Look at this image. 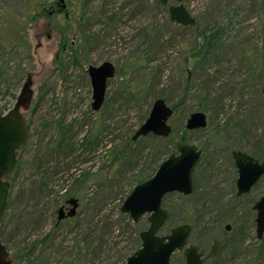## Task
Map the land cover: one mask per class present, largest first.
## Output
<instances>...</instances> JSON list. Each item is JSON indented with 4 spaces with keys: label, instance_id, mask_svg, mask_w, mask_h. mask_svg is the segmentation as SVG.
<instances>
[{
    "label": "rangeland",
    "instance_id": "374dc122",
    "mask_svg": "<svg viewBox=\"0 0 264 264\" xmlns=\"http://www.w3.org/2000/svg\"><path fill=\"white\" fill-rule=\"evenodd\" d=\"M39 1L0 0V41L17 24L26 43L3 62L9 83L0 86V106H13L27 74L32 90L29 108L22 109L26 140L6 177L0 239L8 264H124L149 223L148 214L133 222L120 206L139 180L176 152L194 111L207 118L204 128L185 129L184 141L201 150L193 170L197 192L164 196L169 216L160 233L198 216L187 242L204 250L214 239L223 243L203 264H264V248L255 260L264 235L256 236L252 209L264 192V175L248 193L236 195L231 155L241 150L264 156V0H184L193 25L170 20L168 6L175 0H64L65 10L52 15L47 13L57 0ZM215 24L225 25L221 46L197 62L198 30ZM104 61L115 66V75L103 105L93 110L86 69ZM159 97L177 105L168 121L172 135L132 140ZM130 141L143 149L122 162ZM69 197L78 200L76 213L58 221L57 209ZM229 240L238 243L234 255L225 245ZM171 263L185 264L181 251Z\"/></svg>",
    "mask_w": 264,
    "mask_h": 264
},
{
    "label": "water",
    "instance_id": "95a60500",
    "mask_svg": "<svg viewBox=\"0 0 264 264\" xmlns=\"http://www.w3.org/2000/svg\"><path fill=\"white\" fill-rule=\"evenodd\" d=\"M64 2V0H62ZM170 0H160L167 4ZM168 6L169 18L180 25H193L195 19L184 5V0H175ZM65 7V4H62ZM92 88L91 108L98 110L105 100L107 82L115 75V66L104 61L101 64L87 67ZM29 78L24 82L13 106L0 113V221L7 206L10 184L6 177L17 166V154L23 147L27 135V119L23 111L30 106L32 90ZM264 96V86L262 87ZM173 108L164 98H156L151 105L146 119L132 135V139L152 134L166 137L172 129L169 119ZM207 125L206 114L194 111L185 121V128L201 129ZM176 152L170 153L160 162L154 174L148 179L136 184L120 206L122 213H127L133 222L144 214H148V227L139 233L140 246L127 258L124 264H172L171 257L176 251H181L185 264H202L208 257H215L221 251V242L214 239L206 253L199 250L195 244L188 243L192 227L182 223L170 227L165 234L160 229L168 219L169 212L162 206L165 195L171 192L188 195L193 191V170L196 167L201 150L187 141H177ZM232 158L237 171L236 195L248 193L264 175V160L259 161L251 154L241 150H233ZM66 203L70 205L67 212L63 206L57 209V220L76 213L78 200L69 197ZM255 210V232L258 239L264 235V192L252 206ZM226 229L230 225L226 224ZM7 250L0 239V264H8Z\"/></svg>",
    "mask_w": 264,
    "mask_h": 264
},
{
    "label": "trees",
    "instance_id": "16d2710c",
    "mask_svg": "<svg viewBox=\"0 0 264 264\" xmlns=\"http://www.w3.org/2000/svg\"><path fill=\"white\" fill-rule=\"evenodd\" d=\"M86 1L87 0H85V2ZM43 3H44V1L40 0L37 5L38 6H42ZM105 13H106V11L102 12V14H105ZM83 17L84 16H82V15L79 16V19H80L79 21H82ZM112 17H114V16L113 15L107 16L108 19H111ZM11 26L12 27H11V36H10V38L9 39H4L3 41H0V46H1L0 47V86H1L2 83H4V84L5 83H7V84L9 83V79L6 77V75L8 73H5V66H3V62H7L8 59L10 58L11 54L12 55L18 54L20 49H22V48L25 49L24 46L26 45V43H24V41L22 39V31L19 29V26L17 24H14V25H11ZM224 29H225V25L224 24H215L214 26H211V27L207 26V27H203V28L198 30V35L200 37V43L198 44L197 48L195 49V52L192 54V57L194 59L197 58L196 59L197 62H200V60L205 61V59H206V57L208 55H211L212 53H214V51H216L221 46V43H222V40H223L222 34H223V30ZM85 38L89 42L90 36H86ZM7 47H8V50L4 49V48H7ZM59 64H60V66L64 65L61 61L59 62ZM8 95H10L11 97L14 96V94H11V93H8ZM176 107H177L176 104H174L172 106L174 112L176 111ZM5 109H6V104H3L2 106H0V113H3L5 111ZM236 124L238 125L240 123H236ZM238 126H240V125H238ZM240 128L243 129V127H240ZM185 129L186 128L183 127V134L180 135L178 141H180V140L184 141L185 140V133H186ZM171 135H172V131L168 135V137H170ZM131 138H132V136H131ZM139 138H149L150 140H154L155 141V140H158V139H160L162 137L161 136H155V135H152V134H148L146 136H141ZM132 140H134V139H132ZM258 141H260V140H258ZM176 143L174 145V149H176L175 148ZM126 147H127V149L125 151L121 152V154H122L121 161L122 162L128 161L132 157H136V155H138L143 149V147H138L136 145L133 146L132 145V141H130L129 144ZM149 147H150V152L149 153L152 154V150L154 149L153 146H152V143H150ZM165 151L166 150L160 151L156 155V160H157V158L159 159L161 157L162 153H165ZM252 156L255 157L256 159H258L259 161H263L264 160V156H262L260 154H254ZM156 169L157 168L154 169V172H155ZM142 181L143 180H139L138 183H140ZM196 192H197L196 186L194 185L192 193H196ZM201 199L202 198L199 197L198 199H196V202L199 203L201 206H203L204 202L201 201ZM4 215H5V211L3 213L1 221L3 220ZM1 221H0V223H1ZM199 222H200L199 217L195 216V219L192 221V224H190V225L193 228L196 225H198ZM251 222H252V220H251ZM252 224H253V222H252ZM229 242H230V240L228 242H226L225 245L231 246L229 251H230V254H232L233 253V249H235L238 246V243H236V244L234 243V245H233V244H230ZM242 243H243V239L240 241V244H242ZM137 245H138V247L140 246V241L137 243ZM232 245L234 246L233 249H232ZM262 248H264L263 244H261L258 247V249H257V253H258L257 256L258 257L255 259L256 262H258L260 260L259 253H260V250ZM234 253H235V251H234ZM24 255L30 257L31 251H29L28 254L27 253L23 254V256ZM232 255H234V254H232ZM212 258H214V257H212ZM29 263L30 264H34L32 261H30Z\"/></svg>",
    "mask_w": 264,
    "mask_h": 264
},
{
    "label": "flooded vegetation",
    "instance_id": "af4514ba",
    "mask_svg": "<svg viewBox=\"0 0 264 264\" xmlns=\"http://www.w3.org/2000/svg\"><path fill=\"white\" fill-rule=\"evenodd\" d=\"M62 4H64V2L62 1V0H57V1H55V7L54 6H51V9L50 10H48V15H52L53 13H55V11H56V13H61L62 11H64L65 9L63 8V6H62ZM65 15H66V13H65ZM29 78V74H27V76H26V80ZM25 80V81H26ZM24 81V82H25ZM31 81V80H30ZM24 82H23V84H24ZM23 84H22V86H23ZM22 86H21V88H22ZM21 88H20V90H21ZM6 92H4L5 94L7 93H10V91H9V89L8 88H5L4 89ZM19 93H20V91H19ZM18 93V94H19ZM12 94V93H11ZM17 97V96H16ZM16 100V99H15ZM30 103H31V101H30ZM9 110V109H8ZM8 110H5L4 112H6V111H8ZM3 112V113H4ZM232 153V152H231ZM66 202V201H65ZM60 206H63V209H64V212H67L68 211V205H67V203H63L62 205H60ZM220 242H221V248H222V245H223V243H222V241L220 240ZM210 247V246H209ZM202 248H200L199 250H201ZM209 249V248H208ZM208 249L207 250H204V253H206L207 251H208ZM184 257V256H183ZM209 258H212V257H208V258H206V259H209ZM205 259V260H206ZM204 260V261H205ZM204 263V262H203ZM202 263V264H203Z\"/></svg>",
    "mask_w": 264,
    "mask_h": 264
}]
</instances>
